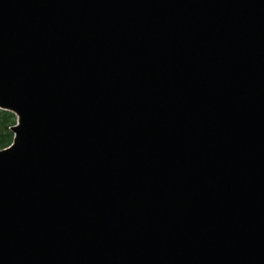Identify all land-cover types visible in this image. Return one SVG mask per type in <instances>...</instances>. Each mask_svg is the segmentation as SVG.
Segmentation results:
<instances>
[{
    "label": "water",
    "instance_id": "1",
    "mask_svg": "<svg viewBox=\"0 0 264 264\" xmlns=\"http://www.w3.org/2000/svg\"><path fill=\"white\" fill-rule=\"evenodd\" d=\"M0 264H264V0H0Z\"/></svg>",
    "mask_w": 264,
    "mask_h": 264
},
{
    "label": "trees",
    "instance_id": "2",
    "mask_svg": "<svg viewBox=\"0 0 264 264\" xmlns=\"http://www.w3.org/2000/svg\"><path fill=\"white\" fill-rule=\"evenodd\" d=\"M16 124L17 118L13 113L0 110V150L12 145L14 141L12 128Z\"/></svg>",
    "mask_w": 264,
    "mask_h": 264
}]
</instances>
